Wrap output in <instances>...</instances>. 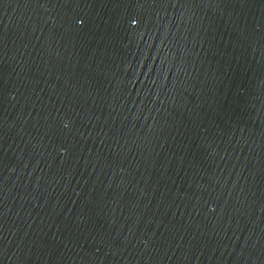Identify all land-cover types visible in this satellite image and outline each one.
<instances>
[{"label": "water", "instance_id": "water-1", "mask_svg": "<svg viewBox=\"0 0 264 264\" xmlns=\"http://www.w3.org/2000/svg\"><path fill=\"white\" fill-rule=\"evenodd\" d=\"M0 264H264V0H0Z\"/></svg>", "mask_w": 264, "mask_h": 264}]
</instances>
